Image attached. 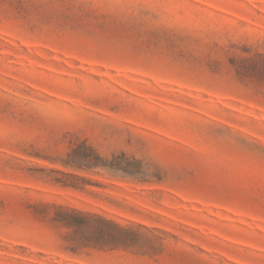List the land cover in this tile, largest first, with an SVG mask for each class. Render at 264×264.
<instances>
[{"label": "rangeland", "instance_id": "rangeland-1", "mask_svg": "<svg viewBox=\"0 0 264 264\" xmlns=\"http://www.w3.org/2000/svg\"><path fill=\"white\" fill-rule=\"evenodd\" d=\"M262 137L264 0H0V264H264Z\"/></svg>", "mask_w": 264, "mask_h": 264}, {"label": "trees", "instance_id": "trees-1", "mask_svg": "<svg viewBox=\"0 0 264 264\" xmlns=\"http://www.w3.org/2000/svg\"><path fill=\"white\" fill-rule=\"evenodd\" d=\"M58 219L65 222L68 226L73 227V236L76 239V247L93 246V247H106L113 243H117L119 238L114 235L105 233L101 228H96L91 232L83 230L82 226L91 222H99L101 224L109 225L113 230L117 232H123L125 227L110 219H106L102 216L82 213V212H64L57 216Z\"/></svg>", "mask_w": 264, "mask_h": 264}, {"label": "snow or ice", "instance_id": "snow-or-ice-1", "mask_svg": "<svg viewBox=\"0 0 264 264\" xmlns=\"http://www.w3.org/2000/svg\"><path fill=\"white\" fill-rule=\"evenodd\" d=\"M242 150L247 152L254 164H258L262 176H264V137L259 142L249 144L246 140L241 141Z\"/></svg>", "mask_w": 264, "mask_h": 264}]
</instances>
